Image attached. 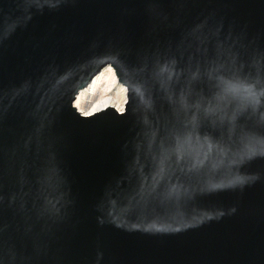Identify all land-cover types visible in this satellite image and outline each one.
<instances>
[{"label": "water", "instance_id": "95a60500", "mask_svg": "<svg viewBox=\"0 0 264 264\" xmlns=\"http://www.w3.org/2000/svg\"><path fill=\"white\" fill-rule=\"evenodd\" d=\"M0 264H264V0H0Z\"/></svg>", "mask_w": 264, "mask_h": 264}, {"label": "bare ground", "instance_id": "6f19581e", "mask_svg": "<svg viewBox=\"0 0 264 264\" xmlns=\"http://www.w3.org/2000/svg\"><path fill=\"white\" fill-rule=\"evenodd\" d=\"M127 87L118 80L114 67L107 63L100 67L74 96L72 105L82 116L113 107L119 113L125 111Z\"/></svg>", "mask_w": 264, "mask_h": 264}]
</instances>
